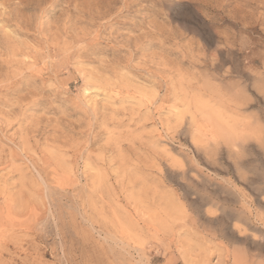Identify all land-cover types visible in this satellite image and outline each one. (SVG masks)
Here are the masks:
<instances>
[{"label":"rangeland","instance_id":"rangeland-1","mask_svg":"<svg viewBox=\"0 0 264 264\" xmlns=\"http://www.w3.org/2000/svg\"><path fill=\"white\" fill-rule=\"evenodd\" d=\"M0 264H264V0H0Z\"/></svg>","mask_w":264,"mask_h":264},{"label":"bare ground","instance_id":"bare-ground-1","mask_svg":"<svg viewBox=\"0 0 264 264\" xmlns=\"http://www.w3.org/2000/svg\"><path fill=\"white\" fill-rule=\"evenodd\" d=\"M218 78H219V77H218ZM213 120H214V119H213ZM189 121H190V120H189ZM215 123H216V122H215ZM210 124H211V123H210ZM216 125H217V124H216ZM210 127H212V126H210ZM215 130H216V129H214V131H215ZM214 131H213V132H214ZM215 133H216V131H215ZM215 138H216V135H211V136H210V140H211V142H212L213 145L215 144ZM205 142H206V141H205ZM236 144H237V143H236ZM236 144H235V145H236ZM238 144H241V143L238 142ZM62 168H63V167H62ZM90 200H91V199H90ZM96 205H97V204H96ZM102 210H103V209H102ZM95 213H96V212H95ZM102 214H103V213H102ZM102 214H101V215H102ZM100 217H101V216H100ZM103 225H105V224H103Z\"/></svg>","mask_w":264,"mask_h":264}]
</instances>
